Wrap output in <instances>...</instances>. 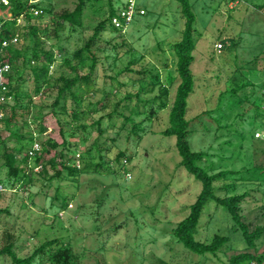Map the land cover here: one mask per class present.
Returning a JSON list of instances; mask_svg holds the SVG:
<instances>
[{
  "label": "rangeland",
  "instance_id": "obj_1",
  "mask_svg": "<svg viewBox=\"0 0 264 264\" xmlns=\"http://www.w3.org/2000/svg\"><path fill=\"white\" fill-rule=\"evenodd\" d=\"M49 1L56 11H61L73 9L77 0L36 2L48 4ZM114 1L121 8L129 0ZM134 1L136 6L146 10L147 15L137 16L122 34L111 29L100 34L95 47L100 59L96 70V93L81 106L79 122L65 126L66 131L76 133L68 139L72 145L69 157H73L79 167L77 177L73 179L64 171L61 177L49 180L55 171L49 167L48 174L43 175L37 166V171L30 173L23 185L17 183L12 186L5 183L7 170L0 162V185L4 187L0 193V209L7 210L0 216V248L6 245L4 235L9 232L13 234L19 257L30 256L47 240L61 239L70 243L73 250L82 256V264H229L231 257L247 249L242 236L230 230L229 214L214 202L203 212L197 238L210 243L217 233L230 236L229 244L223 246L216 256L193 254L173 235L174 228L188 216L189 207L202 189L201 182L180 165L182 158L176 147V138L163 135L170 126L171 107L180 83L170 45L181 40L185 20L176 0ZM105 2L107 0H103ZM190 2L197 17V46L192 65L195 91L188 99L187 118L192 120L202 115L192 124L195 131L193 147L213 153L226 141L239 143L234 134L229 136L230 131L238 128V124L241 127L244 119L255 115L254 110L244 118L240 117L257 97L264 95V11L257 7L264 1ZM105 11L106 6L102 13L89 12L80 33L65 42V46L73 51L88 40ZM11 15V7L0 6V19ZM219 43H223L225 48L235 46L231 50L218 51L216 46ZM18 44L23 47L28 42L20 41ZM131 49L133 53H129ZM134 58L140 61L131 66L133 72L118 74ZM139 71L151 73L143 75ZM67 72L69 70L58 60L51 67L52 81ZM157 73L161 83L169 84V78L173 79L168 108L140 125L143 130L141 138L137 134L128 137L132 124L126 122L125 117L134 111L144 110V107L136 96L129 102L124 99L127 94L138 93L142 82L148 85L155 83L151 75ZM235 75L251 84L232 96L229 88ZM24 76V89L31 91L33 83L29 69L25 70ZM157 94L159 87L153 93L142 94L141 99H153ZM55 96L56 91H53L34 100L29 123L40 144L51 138L59 144L63 140L57 118L51 113L55 111L60 119H67L61 110L65 102L62 100L54 108ZM241 99L244 103L239 104ZM119 101L117 112H113L114 104ZM71 104L72 100H69L68 109ZM125 105H128L127 109ZM206 112H210L212 118ZM261 115L256 119L260 131L264 130V111ZM42 118L44 122H41ZM141 118L135 117L138 121ZM42 123L45 132L39 133ZM79 125L87 128L77 130ZM123 126L125 129L121 130ZM27 130L21 132L26 133ZM1 131L3 138L9 139V133ZM259 143L264 147V142ZM16 144L15 139L8 140L10 148ZM61 150L62 146L58 153ZM120 151H126L129 161L125 165L126 158L116 161ZM49 157L47 155L46 159ZM262 157L258 156L260 161ZM248 163V157L243 154L241 158L236 157L223 164L225 168L240 170L248 167ZM98 164L101 167L98 168ZM215 165L219 169V162ZM242 177L249 180H241ZM251 177L243 172L235 179L219 181L215 185L222 188L235 183L237 189L234 193L247 192L248 197L241 205L242 214L248 222L264 227V180H251ZM57 192L62 198H72L68 209L62 211L58 202L53 204ZM218 194L223 196V192ZM259 243V251L264 252V236ZM9 263L8 256H0V264Z\"/></svg>",
  "mask_w": 264,
  "mask_h": 264
},
{
  "label": "trees",
  "instance_id": "obj_2",
  "mask_svg": "<svg viewBox=\"0 0 264 264\" xmlns=\"http://www.w3.org/2000/svg\"><path fill=\"white\" fill-rule=\"evenodd\" d=\"M176 1L180 4L181 14L185 22L181 40L172 43L170 49L176 58V70L180 83L176 89L171 107L170 126L163 131V135L176 138V147L182 158L180 165L190 175L194 176L196 180L201 182L202 189L196 201L189 207L188 216L174 228L173 235L179 244L193 254L202 257L207 255L216 256L223 246L229 244L230 236L217 233L210 243L197 238L203 212L210 203L214 202L229 214L232 223L229 228L233 234H240L247 244V249L231 257L229 264L262 263L264 262V252L259 251L258 245L264 236V227L248 222L242 214L241 205L248 197V193H234L237 189L235 183L227 184L222 188L215 184L219 181L235 179L236 175L243 172L250 174L252 176L251 180H264V157L261 158V161L258 158L259 155L264 156V147H261L260 143L258 144V142H264V139L256 137V133L260 131L257 127L256 119L264 111V95L257 97L243 111L240 117L244 118V116L254 110L256 111L255 115L249 119H244V124H241V127L238 124V128H233L230 131L229 136L234 134L239 139L237 145L229 140L213 153L210 150L194 149L192 140L195 131L192 124L200 119L202 115L189 120L187 114L188 99L195 91V76L192 72V65L195 62L194 52L197 46L195 38L197 17L190 0ZM126 5L127 2L123 4V7L119 8L114 0H107L105 3H103V0H77L73 9L65 8L61 11L55 10L52 1H49L48 4H43L39 2L31 3L29 0H10L8 6L0 5L1 7L12 8L10 18L0 19L2 36L9 40L17 36L19 37V42H28L23 47H19V42L10 45L6 50V55L0 59L1 62L10 63L12 67L11 72L7 75L10 88L9 95L12 96V101L4 105L7 114L0 125V162H3L2 167L7 170L6 184L10 183L14 186L20 183L23 185L24 181L29 178L30 173H33L37 166H42L39 173L43 175L48 174L49 167L55 171L49 180L61 177L64 171H67V174L73 179L77 177L79 167L77 161L73 157H69L72 145L68 139L75 136L76 133L66 131L65 126L79 122L81 106L88 97L94 96L96 93V70L100 59L95 47L100 34L108 29L122 34L126 32L137 16L143 17L147 15L145 9L137 6V13L134 19L124 29L125 21L121 18L120 12ZM105 6L107 11H105L103 18L94 27L93 35L73 51L66 47L64 43L69 42L84 27V21L89 12L94 14L102 13ZM257 7L264 11V2ZM35 11L39 12L38 15L35 14ZM140 11L144 13L142 14ZM114 19L120 20L123 27H117L114 24ZM222 45L223 48L221 50L217 49L218 51L231 50L235 46L228 45L225 48L223 43ZM56 52L59 54H56ZM133 52V49L129 50V53ZM58 60L62 61V66L69 72L61 74L53 82L51 79V67ZM20 61H22L21 64ZM139 61L140 59L134 58L130 65L119 71L118 74L133 72L131 66ZM26 69L30 70L32 77L33 89L31 91L24 89V73ZM149 72L151 73V71H139L138 73L145 75ZM151 76V78L156 80L155 83L148 85L142 82L138 93L135 95L127 94L124 99L129 102L133 96H136L139 102H142V107H144V110L134 111L130 116L125 117L126 122L132 124L128 137L137 134L141 138L140 135L143 130L140 125L147 120H152L160 111L168 108L170 87L173 83L172 77L169 78V84H164L160 82L158 73ZM232 79L233 85L229 88L232 96H236L251 84L249 80L243 81L236 75ZM157 87H159V94L155 95L153 99H141L142 94L153 93ZM53 91H56L55 101L52 103L54 108H57L62 100L65 102L61 110L67 119H60L55 111L51 113L57 118L59 133L63 140L59 144L53 138L48 139L46 143H41V153L31 157L29 151L37 141L33 136L29 123L34 100L36 97H46L48 93ZM106 96L110 95L107 94ZM69 100H72L70 109L67 107ZM120 103L119 101L114 104L113 112H117ZM238 103L242 104L244 101L241 99L238 100ZM127 106L125 105L126 109L128 108ZM147 107L149 109L146 110ZM205 114L212 118L210 112ZM136 116L142 118L138 121L135 119ZM44 120L42 118L41 122H44ZM100 121L96 124L98 125ZM250 124L254 126H249ZM78 128L86 129L87 127L86 125H79L76 126L77 130ZM23 129L28 130L26 133H22L21 130ZM123 129H125V126L121 130ZM1 130L9 133V139H15L17 143L15 147H9V139L3 138ZM43 132H45V127L42 123L39 133ZM60 146H62V150L58 153L57 150ZM247 150H249V155L246 154ZM98 151L102 153L100 148H98ZM227 152L229 155H227ZM243 154L249 159L248 167H243L240 170L225 168L226 166L223 163L229 162L236 157L241 158ZM47 155L50 156L49 159H46ZM123 158H126L124 161L125 165L129 161L126 157V151H120L116 161L119 162ZM214 158L218 161L215 162ZM217 162L220 164L219 169L215 165ZM96 166L99 168L101 164ZM241 180L249 179L242 177ZM222 192L223 196L218 194ZM60 194L57 192L54 196L53 201L55 202L53 204L56 205L55 203L58 202L61 210L64 211L69 208L72 198L69 196L62 198ZM6 211V209H0V216ZM4 236L7 239V243L0 248V256H8L10 259L9 264H82V256L73 250L70 243L61 239L47 240L37 247L30 256L19 257L15 251L13 234L6 232Z\"/></svg>",
  "mask_w": 264,
  "mask_h": 264
},
{
  "label": "built area",
  "instance_id": "obj_3",
  "mask_svg": "<svg viewBox=\"0 0 264 264\" xmlns=\"http://www.w3.org/2000/svg\"><path fill=\"white\" fill-rule=\"evenodd\" d=\"M31 3H37V0H29ZM233 3H238L239 0H232ZM8 6L10 4V0H0V5ZM134 0H129L127 2L126 7L121 10L120 15L121 18L125 21L124 29L128 27L130 22L134 19L135 14L137 13V8ZM142 14L143 11H140ZM38 11H35V14L38 15ZM21 22V20H19ZM114 24L117 27H123L122 22L118 19H114ZM19 42V37H14L13 39L9 40L2 36V23H0V59L6 55V50L10 45L17 44ZM216 48L221 50L223 48L222 43H219ZM12 67L11 64L8 62H1L0 61V125L4 118L6 117L7 112L5 111L4 105L10 101H12V96L9 95L10 88H9V81L7 75L11 72ZM257 138L264 139V131H259L256 133ZM42 151V145L39 142H35L29 151V155L31 157H35ZM42 169V166H39ZM37 171V168H35ZM4 190L3 186L0 185V192ZM251 264H264L253 262Z\"/></svg>",
  "mask_w": 264,
  "mask_h": 264
}]
</instances>
